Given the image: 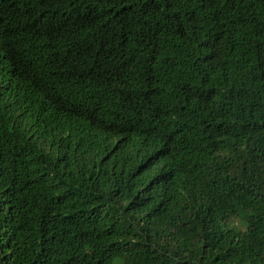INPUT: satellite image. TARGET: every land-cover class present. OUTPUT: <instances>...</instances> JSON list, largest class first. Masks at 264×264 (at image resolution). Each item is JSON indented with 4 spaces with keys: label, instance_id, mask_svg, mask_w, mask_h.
Returning a JSON list of instances; mask_svg holds the SVG:
<instances>
[{
    "label": "trees",
    "instance_id": "16d2710c",
    "mask_svg": "<svg viewBox=\"0 0 264 264\" xmlns=\"http://www.w3.org/2000/svg\"><path fill=\"white\" fill-rule=\"evenodd\" d=\"M0 264H264V0H0Z\"/></svg>",
    "mask_w": 264,
    "mask_h": 264
},
{
    "label": "bare ground",
    "instance_id": "6f19581e",
    "mask_svg": "<svg viewBox=\"0 0 264 264\" xmlns=\"http://www.w3.org/2000/svg\"><path fill=\"white\" fill-rule=\"evenodd\" d=\"M70 65V64H69ZM79 66V65H78ZM71 78V77H70Z\"/></svg>",
    "mask_w": 264,
    "mask_h": 264
}]
</instances>
